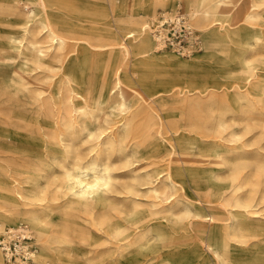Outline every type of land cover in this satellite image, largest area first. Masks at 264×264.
Masks as SVG:
<instances>
[{"label":"bare ground","instance_id":"1","mask_svg":"<svg viewBox=\"0 0 264 264\" xmlns=\"http://www.w3.org/2000/svg\"><path fill=\"white\" fill-rule=\"evenodd\" d=\"M113 2L0 0V234L29 225L27 264H81L82 254L84 264L148 263L181 239L184 264L202 262L201 246L215 264H239L249 247L231 241L264 235V0L235 11L230 20L247 23L238 29L207 31V57L237 42L257 58L259 71L243 66L234 86L222 81L230 64L212 57L216 67L185 82L145 73L146 53L165 42L145 35L129 50L118 32L145 31L167 0L122 18ZM186 3L201 24L235 4ZM130 53L142 56L128 71ZM152 233L160 244H149ZM74 237L88 249L75 252Z\"/></svg>","mask_w":264,"mask_h":264},{"label":"rangeland","instance_id":"2","mask_svg":"<svg viewBox=\"0 0 264 264\" xmlns=\"http://www.w3.org/2000/svg\"><path fill=\"white\" fill-rule=\"evenodd\" d=\"M143 1L144 0H126L124 2L123 0H114L112 7L117 9L118 12H116L115 14L118 15L119 18L127 16L129 12L136 14L137 17H143L141 12ZM249 1L250 0H234L235 4L232 5V9H233L232 11L217 16V19L219 20H216L211 23L207 21L201 24L198 22V18H197L199 14L195 12L188 3H186V0H167V7L165 9L160 8L155 17L147 18V25L149 24V27H147L145 31H141V29L138 28L134 32L135 33L134 36L123 38V35L125 32H127V30L121 29L118 32L119 33L118 42L123 43L124 46H126L129 50H131V46H130L131 44L133 45L138 44L141 38L147 35L151 38L154 45L157 42L156 35L154 34L155 23L163 20V18H170L174 16L176 17L177 16L176 13L180 11V14H178V16H181L180 17L181 19L180 21H177L179 26L177 29H174L176 24L172 22L170 26L167 27V30L169 32L165 44L162 47L153 48L152 50L148 51L146 53L147 56L143 54L146 56L145 57L146 64L144 65L146 66V69L144 70L145 73H148L149 75L154 76L156 78L174 77L173 79L175 80L185 82L187 81L186 79H191L192 77L196 76L199 73L200 69L210 66L216 67L217 65L214 59L215 60L219 59L228 62L232 68L228 73L223 75L222 81L226 82L228 85L234 86L237 83H241L240 78L245 76L242 71L243 66L250 67L252 72L259 71L258 68L257 69L255 68L257 65V60H256L257 58H255L253 54L242 52L246 49V46L244 47L239 45L237 42L236 43L233 42L228 45L230 50L229 54L222 52L219 49L217 50L214 49L212 55L210 56L214 59H208L210 57H207L206 54L207 50H206L205 38L207 31L223 30V28H221L220 25L218 24L219 22L224 24L225 25L224 27L226 28H234V29H238L239 26L242 24H247L244 20L241 19H239L236 22L230 19L236 10L247 5ZM123 4L124 7L123 10H121L120 7ZM108 5L109 4L105 3L106 7ZM252 9H254V7ZM111 12L109 10L110 15H108V19H109L108 22L113 25L112 27L113 29H116L119 22L114 20V16H112L114 14H111ZM165 14H167V17L164 16ZM259 20H260L259 17L253 18L252 23L249 24V27L251 29L259 28L258 27ZM99 25L101 27L108 26L105 23ZM2 28H5V26H3ZM117 48H119V45L117 46ZM141 56L142 55L134 56L131 53L129 56H127L125 62H127L128 64V71L131 70L132 65H130V63L132 62V60L134 58ZM238 57L242 60L244 57L248 59L244 63H241L242 60H239ZM260 110L264 112V107L261 106ZM4 178L7 179L8 175L3 173L2 169H0V181L1 180L4 181L5 180ZM65 199L66 196H60V198L54 201V204L56 206L62 205ZM263 207H264V203L259 205V208L264 209ZM260 217H261L260 219L264 221V210L261 212ZM82 218H76V221H78V223L82 224L83 226H86L89 229V227H91L90 224L86 222L84 217ZM7 228L8 226H5L3 228V232ZM182 235L185 237L196 238L192 233L191 234L188 233V235H185L184 231H182ZM149 238H150L149 244L151 245H154L156 243L158 244L161 243V239L157 237L156 233L154 234L152 233V235ZM259 238H261L262 241H260ZM259 238L251 236L249 234H245V235L242 234L241 236L231 241L233 245H237L240 247H249L244 251L242 250L238 252L237 258L240 259L239 264H246L249 262H256L259 264L264 263V235L260 236ZM35 242L36 241L33 238V243L35 244ZM184 242H185L184 239H181V242L179 243L177 248L178 252H174V250L167 247H163L161 250L159 249L158 252L152 254L153 256L152 260L149 261L148 263L149 264H184L186 260H185V253L183 252H185L188 249L187 245H184ZM73 243H76V248H74L75 252L78 251L77 248H81L84 250V249H88L89 247L86 243H81L79 239L73 240ZM200 250L202 251L201 254L202 262L200 264H215L208 250L206 252V249H204L203 246H201ZM138 251L139 250L136 249L132 253L135 254L133 257L137 255ZM168 251H170L172 254L169 253ZM74 256L76 257V259H79L75 253ZM82 256H85V254H82ZM82 256L80 257L79 262L81 264H84L85 259H83ZM121 259L124 260V258L122 257ZM3 263L6 264L4 258H3ZM148 263L139 262V263H131V264H148Z\"/></svg>","mask_w":264,"mask_h":264},{"label":"built area","instance_id":"3","mask_svg":"<svg viewBox=\"0 0 264 264\" xmlns=\"http://www.w3.org/2000/svg\"><path fill=\"white\" fill-rule=\"evenodd\" d=\"M180 11L176 13V17L163 18L154 25V34L166 42L168 37L167 27L174 22V29L178 28L177 21H180L178 16ZM33 238L30 235V227L27 223H20L11 228L5 229L0 235V251L2 252L6 264H27L32 261V255L35 253V248L32 245Z\"/></svg>","mask_w":264,"mask_h":264}]
</instances>
